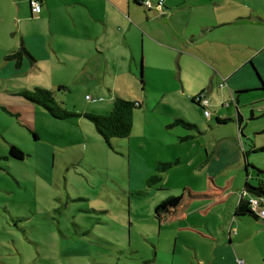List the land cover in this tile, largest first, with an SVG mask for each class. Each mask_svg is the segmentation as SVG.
Returning <instances> with one entry per match:
<instances>
[{"label":"rangeland","instance_id":"obj_1","mask_svg":"<svg viewBox=\"0 0 264 264\" xmlns=\"http://www.w3.org/2000/svg\"><path fill=\"white\" fill-rule=\"evenodd\" d=\"M262 3L264 0H256L253 5L262 11ZM248 7L230 0L223 6L226 18L229 13L240 17L233 30L241 41L263 48L254 56L258 55L259 69L253 62L255 67L249 64L242 72V80L246 74L251 76L247 85L252 88L238 96L239 109L234 105L227 108L237 92L234 85L220 87L217 79L213 86L200 81L195 75L201 71L194 66L185 71L193 79L185 86L174 78L179 67L174 62L175 70L168 58H152L145 68L142 40L134 31L130 39L137 38L132 43L140 58L129 65L126 56L124 61L113 56V70L124 71L109 76L110 86H102L103 93L99 94L97 82L94 87L70 82L67 93L59 86L52 87H57L55 91L45 88L66 111L76 114L71 119H56L23 95L7 94L8 88L0 85V264H200L191 260L190 253L195 256L192 248H188L190 253L185 249L184 253L175 252L176 229L185 223L178 220L177 211L194 217L195 225L202 226L180 233L179 246L186 248L184 239L188 238L202 257L207 252L213 254L209 248L215 237L228 242L230 236L241 261L264 264L263 219H244L239 234L236 225L231 226L246 182L257 186L264 180L257 173L258 169L264 171V116L250 120L252 112L258 117L264 111V88L257 75L264 81V23L249 22ZM140 9L150 13L146 7ZM30 16L28 3L0 0V69L7 50L22 43L20 27L40 29ZM27 18L31 20L24 21ZM133 23L140 31H149L146 24ZM118 31L124 34L127 28L123 25ZM59 74L64 75L63 71ZM40 78L48 87L53 85V77L39 73L29 72L19 80L40 87ZM190 91L196 97L207 93L210 117L192 103ZM113 92L142 108L135 111L130 136L107 144L83 115H109ZM238 112L243 117L241 141L250 146L248 159L242 148L239 152L226 147L230 157L208 163L213 154L218 158V145H233L239 139ZM219 117L228 122L218 125ZM177 118L198 129L170 127ZM12 144L23 152V160L9 162L12 159L6 158ZM177 159L180 165L157 170L158 163H175ZM223 166H227L224 174L213 181L223 192L213 196L214 187L209 189L206 184L210 174H218ZM194 194L202 197L194 198Z\"/></svg>","mask_w":264,"mask_h":264},{"label":"crops","instance_id":"obj_2","mask_svg":"<svg viewBox=\"0 0 264 264\" xmlns=\"http://www.w3.org/2000/svg\"><path fill=\"white\" fill-rule=\"evenodd\" d=\"M22 1L25 4H29L30 18H32V20L27 18L24 21H35V23L40 24V29L35 28L34 30L31 28V31H27L25 26L23 28L20 27L21 44L29 52L31 58L25 55L21 59L10 57L21 45L14 50H7L3 57L4 65L0 69V81H2L0 85L8 88L7 94H15L13 97H18V94L23 92V90L31 91L33 88L41 87L42 89L46 88L55 91L57 87L53 89V86H59L64 89L63 93H67L68 90L70 91V82H74L75 85L91 87L96 86L95 83L97 82L100 83L101 87L98 91L99 94L103 93L102 86H110L109 76H114L118 72L124 71V68L113 70L115 66L112 61L113 56L119 57V61H124V56H126L129 65L137 62L140 58V53L136 51L135 45L132 43L135 36L130 39V34L133 31L142 40L143 50L141 49V51L142 54L144 51L145 68L151 64L152 58L160 57L165 61L168 58L175 70L174 62L179 67V71L174 78L181 79L183 86H185L186 82L193 80L190 78L192 74L185 73V71H191L194 66L201 71L195 75V78L200 79V81H209L211 86H213L214 81L217 79L220 87L222 84V87L234 85L236 91H245L252 87L247 85L248 78H251L250 75L246 74L244 78L246 82L242 80L244 69L249 66L250 62H254L259 69V65H257L259 63L257 61L258 55L254 56L257 52L261 53L263 48L256 49L254 46L244 44L240 35L235 33L233 29L240 23V17L230 15V13L228 18L223 16L225 10L223 6L229 0H162L163 5L161 8H158L161 0H148L154 7L150 13H144L140 9L144 7L142 5L144 0H40L42 4L40 14L32 12L30 0ZM230 1L243 3L245 7L250 5L251 7L248 8L251 13L248 21L251 23H264L263 3L262 11H260V7L253 5L256 0H252L253 4L249 2L250 0ZM133 21L139 26L146 24V28L149 31L147 33L140 31ZM123 25L127 28L124 34L118 31V28ZM135 39L137 40V38ZM241 54L246 58H242ZM24 64H26L25 67L23 66ZM34 64H36L37 68L32 69ZM228 64L232 69L227 66ZM187 68L189 69L187 70ZM225 70L230 71V73H225ZM62 71L64 75L59 74ZM202 71H205L206 74ZM29 72L53 77V85L48 87L43 84L44 80L42 78L37 79L40 87H33L36 83H33L34 85L23 84L19 77L26 76ZM233 72L236 73L232 74ZM239 74L241 75L238 76ZM150 81L151 79L148 78V82ZM93 92H96V88H93ZM79 93L84 94L82 92ZM85 94L86 98H88V93ZM201 94L204 96L203 99L208 98L207 93L202 92ZM235 94L233 95L235 96ZM113 95L115 96L113 100L120 97L115 92H113ZM188 96L193 99L196 97V93L190 91ZM100 99L102 100L101 97ZM208 102L210 105V100ZM239 139L235 140L233 145H218L216 151L218 158L214 157L215 154H213L208 163L215 162L220 157H230L226 156V152L228 153L229 151H226V147L234 148L237 151L242 148V153L244 152L245 154L250 146L247 147L246 141H241L240 136ZM246 140L248 141L249 139L247 138ZM6 158L12 159H8L9 162L16 160L11 157ZM178 161L179 164L177 165H180V160ZM226 167L223 166L218 174H210L212 177H209V182L206 185L209 189L214 187L215 195L213 196L223 192L220 187H215L213 181L217 182L218 177L225 172ZM194 196V198L198 199L202 197L201 194H194ZM238 200L240 201V198ZM183 214V211L176 212L178 220L185 222L184 225L180 223V226L176 229L179 232L175 239L176 253L177 250L184 253V249L189 251L188 248H192L195 251V256L192 257L189 251L190 258L192 261L195 258L200 264H242V262L247 264L246 260L241 261L237 246H232L233 240L230 239V236H227L228 242H224V240L220 242L215 237L214 243L209 248L213 249V254L207 252L202 257L199 256L198 250L194 245H189L188 241H191L187 237L188 241L184 239L187 247L179 246L180 233L184 234L185 231L193 232L194 229L202 227L195 225L194 217L189 218L190 215L185 214L183 216ZM234 217L235 214L232 216L233 222H231V226L234 228L236 225L238 234L241 231L242 221L244 219H253H238ZM254 220L258 222L261 219ZM182 238L185 237L183 236ZM234 244L236 245L235 242ZM149 263L151 264L152 261ZM190 264L193 263L190 262Z\"/></svg>","mask_w":264,"mask_h":264},{"label":"trees","instance_id":"obj_3","mask_svg":"<svg viewBox=\"0 0 264 264\" xmlns=\"http://www.w3.org/2000/svg\"><path fill=\"white\" fill-rule=\"evenodd\" d=\"M142 5L146 7L144 4ZM153 8H154L153 6L152 8L146 7V9L150 11L153 10ZM24 55L31 58L29 52L26 50L23 44H21V46L17 49V51L14 54H12L10 57L21 59ZM250 65L254 67L253 62H250ZM256 73H257V70H256ZM257 75L260 81L262 82V88H264V81L262 80V78L260 77L258 73ZM246 92L248 91L247 90L237 91L235 96L233 95L232 100L230 101V104L227 106V108H230L232 105H234L236 109H239L237 107V104L239 102L238 96ZM20 94L23 95L29 101L34 102L40 105L41 107H43L44 109H46L56 119L68 120L76 116V114L74 115L66 111L63 108L62 104L57 103V101L54 98L55 94L51 91H47L42 88H35L31 91H27L24 93L21 92ZM203 97H204L203 94H200L199 96L193 98L192 101L193 103H196L199 106H201L204 112H206L208 111L207 109L208 106H205V108L202 106L201 100L203 99ZM140 108H141V104H138L137 102L127 101V100H124L123 98L117 97L114 100L112 110L109 115L98 116V115L86 113L83 116L89 119L94 124L97 132L101 135L103 140L107 144H110L111 140L114 138L120 139V138H127L130 136L132 129H133L134 113L137 109H140ZM77 116L79 117L81 115L78 114ZM262 116H264V111L262 115L258 117H255V115L252 112L250 120H254ZM236 120H237L239 136L242 138L244 137V134H243L244 129L242 127L243 118L239 112L237 113ZM216 122L218 125H225L228 122V120L217 118ZM179 125L187 129L188 128H191V129L198 128L196 125L187 123L182 119H176L174 123L170 125V127L179 126ZM261 152H264V148L261 149ZM244 155L246 159H248L249 151H246ZM9 157L21 161L24 159V154L18 147L12 145L10 149ZM177 164H179L178 160L175 163H161L159 164L157 170L167 171L169 168ZM257 173H258V177L262 175L264 176V171L262 170L258 169ZM152 178L155 179V177H152ZM252 201L258 202V210H255L253 208ZM263 210H264V180L263 181L260 180L257 186H253L249 183V181H247L244 186L242 195L240 197L239 204L235 212V218L262 219L260 216V213Z\"/></svg>","mask_w":264,"mask_h":264},{"label":"built area","instance_id":"obj_4","mask_svg":"<svg viewBox=\"0 0 264 264\" xmlns=\"http://www.w3.org/2000/svg\"><path fill=\"white\" fill-rule=\"evenodd\" d=\"M162 3H163V1H161V2L158 4V8H161ZM143 4H144L147 8H152V6H153V5L151 4V2L148 1V0H144V1H143ZM30 6H31L32 12H33L34 14H40V13H41V11H42V4H41L40 0H30ZM201 102H202V106H203L204 108H205V106H208V104H209L208 100H206V99H202ZM205 115H206L207 117H209V116H210V113H209L208 111H206V112H205ZM252 202H253V208H254L255 210H258V202H257V201H252ZM260 216H261V218L264 220V210L261 211Z\"/></svg>","mask_w":264,"mask_h":264}]
</instances>
